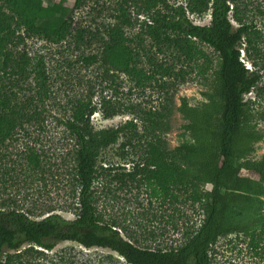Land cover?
Segmentation results:
<instances>
[{
  "label": "trees",
  "instance_id": "obj_1",
  "mask_svg": "<svg viewBox=\"0 0 264 264\" xmlns=\"http://www.w3.org/2000/svg\"><path fill=\"white\" fill-rule=\"evenodd\" d=\"M263 2L189 0L187 7L191 13L210 12V22L203 25L194 23L183 6L171 17L154 18L147 29L159 45L173 47L174 44L190 56L197 53L193 47L197 39L212 46L218 54L215 65L207 60L210 64L204 66L210 71L204 75L208 86L204 91L206 102L192 105L186 97L181 99L179 111L188 120L186 129L192 140L174 148H169L160 136L143 143L134 119L97 130L91 120L95 112H102L108 119L118 115L120 108L107 100L101 107L91 100H76L72 118L65 122L77 144L80 210L74 219L68 220L58 213L34 219L24 211L0 209V264H20L23 256H30L39 248L52 250L64 241H74L85 248L111 249L129 264H213V245L230 234H243L255 247L264 245V214L247 220L238 217L264 200V154L259 160L250 158L256 144L263 139V132L257 127L251 99H246L262 78L258 64L264 63V24L259 26L255 18L264 21ZM81 4V0H0L1 142L15 137L19 129L39 115L33 109L34 98L25 100L19 96L25 92L32 65V58L27 50L19 49L20 44L27 37H43L53 43L69 38L77 44L84 42L86 32L74 24L73 17L74 9ZM127 23L131 21L125 19L123 24ZM123 24L110 25L98 52L85 55L83 61L99 63L105 75L123 73L141 85L156 73L148 74L140 67V52L131 45ZM170 68L162 66L161 70L172 76ZM34 69L41 88L47 93L48 77L41 61H36ZM142 111L145 119H150L158 128L162 126L160 119L167 115L163 110L155 111L158 114L151 109ZM128 133L132 136L122 142L123 147L133 141L144 146L142 162L137 167L145 180L167 196L174 189L184 190L202 205L201 225L177 248L140 247L111 225L102 224L96 214L93 185L98 158L103 149L118 143ZM27 158L38 165L39 156L35 151ZM127 175L134 177L135 174ZM177 193H172L176 199ZM25 245L29 246L18 252Z\"/></svg>",
  "mask_w": 264,
  "mask_h": 264
},
{
  "label": "rangeland",
  "instance_id": "obj_2",
  "mask_svg": "<svg viewBox=\"0 0 264 264\" xmlns=\"http://www.w3.org/2000/svg\"><path fill=\"white\" fill-rule=\"evenodd\" d=\"M188 1L81 0L73 17L74 24L86 32L84 42L77 44L69 38L53 43L43 37H27L22 41L19 49L28 51L32 65L25 92L19 96L25 100L34 98L33 109L39 115L19 129L15 137L0 141V209L24 211L34 219L53 213L68 220L77 216L80 210L77 144L65 121L72 118V107L78 99L91 100L98 107L107 100L120 108L118 115L108 119L102 112H95L91 120L97 130L134 119L143 143L160 136L169 148H174L192 140L186 129L188 120L179 111L181 99L186 97L192 105L206 102L204 91L208 86L204 75H209L210 71L204 66L210 64L207 60H212L215 65L218 54L212 46L194 39L193 47L197 53L188 56L174 44L173 47L159 45L147 29L154 18L171 17L179 6L185 8L194 23L208 24L210 12L191 13ZM125 19L131 24H123ZM255 20L263 27L262 19L256 17ZM116 23L125 26L131 45L140 52V67L148 74L156 73L150 81L137 85L135 78L123 73L105 75L99 63L83 61L85 55L98 52L106 30ZM234 24L237 23L234 21ZM87 39L89 44H86ZM243 59L247 63L244 55ZM36 61H41L46 69L47 93L35 73ZM162 66L171 67L172 76L165 74ZM258 69L262 78L246 95V99L252 101L257 127L263 132V139L256 144V151L250 157L255 160L264 154V116L261 117L264 115V63L258 64ZM164 107L168 108L164 111ZM150 109L153 112L163 110L167 114L160 119L161 127L145 119L142 110ZM129 134L103 149L98 158V173L93 185L96 214L102 224L111 225L125 239L140 247L177 248L201 225L202 205L194 202L184 190L174 189L167 196L145 180L137 167L142 162L144 146L133 141L123 147L122 142L132 136ZM31 151L39 156L37 166L27 158ZM128 173L135 175L128 176ZM173 192H178V199L173 197ZM258 214H264V200L238 217L247 220ZM38 251L23 256L20 264H129L111 249L85 248L74 241L61 242L52 250L39 248ZM211 255L213 264H264V245L255 247L243 234H230L213 245Z\"/></svg>",
  "mask_w": 264,
  "mask_h": 264
}]
</instances>
